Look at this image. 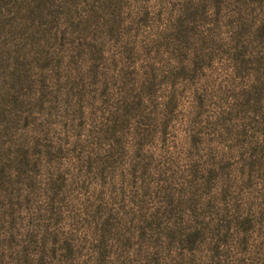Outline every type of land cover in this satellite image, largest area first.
I'll return each mask as SVG.
<instances>
[{"label":"rangeland","instance_id":"rangeland-1","mask_svg":"<svg viewBox=\"0 0 264 264\" xmlns=\"http://www.w3.org/2000/svg\"><path fill=\"white\" fill-rule=\"evenodd\" d=\"M0 264H264V0H0Z\"/></svg>","mask_w":264,"mask_h":264}]
</instances>
